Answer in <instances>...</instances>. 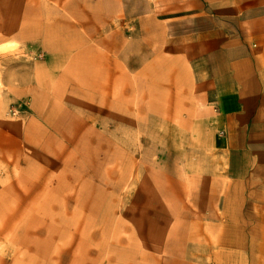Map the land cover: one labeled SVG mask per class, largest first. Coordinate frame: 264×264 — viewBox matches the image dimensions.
Returning a JSON list of instances; mask_svg holds the SVG:
<instances>
[{"label": "rangeland", "instance_id": "rangeland-1", "mask_svg": "<svg viewBox=\"0 0 264 264\" xmlns=\"http://www.w3.org/2000/svg\"><path fill=\"white\" fill-rule=\"evenodd\" d=\"M168 8L0 0V264L217 261L184 226L187 100L139 74Z\"/></svg>", "mask_w": 264, "mask_h": 264}, {"label": "crops", "instance_id": "crops-1", "mask_svg": "<svg viewBox=\"0 0 264 264\" xmlns=\"http://www.w3.org/2000/svg\"><path fill=\"white\" fill-rule=\"evenodd\" d=\"M162 1L161 49L139 74L193 115L186 234L201 227L214 264H264V0Z\"/></svg>", "mask_w": 264, "mask_h": 264}]
</instances>
